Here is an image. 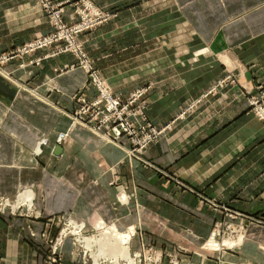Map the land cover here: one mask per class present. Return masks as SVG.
Returning <instances> with one entry per match:
<instances>
[{"label": "crops", "instance_id": "obj_1", "mask_svg": "<svg viewBox=\"0 0 264 264\" xmlns=\"http://www.w3.org/2000/svg\"><path fill=\"white\" fill-rule=\"evenodd\" d=\"M163 1L156 10L179 16L157 27L161 35L177 32L176 41L158 55L150 49L134 75L152 77L141 87H151L146 112L162 133L136 157L128 156L127 137L108 144L81 128L57 143L78 108L73 96H98L83 70L58 74L71 63L66 56L27 66L47 53L38 52L0 69V194L33 188L27 195L42 215L0 210V264H48L57 216L86 221L93 235L99 221L121 232L134 228L131 254L150 250L162 255L160 264H264V123L240 97V87L264 89V72L256 71L264 58V0ZM238 71L240 87L231 84L181 116ZM42 136L49 145L38 165L33 150ZM210 241L218 250H209ZM60 253V264H90L72 240Z\"/></svg>", "mask_w": 264, "mask_h": 264}, {"label": "rangeland", "instance_id": "obj_2", "mask_svg": "<svg viewBox=\"0 0 264 264\" xmlns=\"http://www.w3.org/2000/svg\"><path fill=\"white\" fill-rule=\"evenodd\" d=\"M151 1L154 0H0V69H3L7 64H11L16 58H27L38 52L47 53L44 56L32 58L27 66L39 67L45 59L50 60L64 55L71 63L65 61L63 67L56 68L59 75L70 71L83 70L87 74L88 85L90 84L97 90L94 77L98 76L106 82L115 95L121 97L123 100H128L134 93H130L129 96L127 94L138 86L141 87L143 84L151 85L150 80L152 77L134 76L135 70L141 66L140 58L143 57L150 61V49L156 55H158L157 52L163 53L162 49L167 47L165 45L167 44V40L172 39L174 42L177 38L176 35H178L177 32L173 31L167 35H161L162 29L157 26H163L167 21H170L168 19L170 15H174L177 19L179 13H165L162 9L156 10V8H159V4L163 5L164 1L158 0V3L155 5L149 4ZM153 8L155 9L153 10ZM168 35L170 37L166 38ZM185 47L188 46L186 45ZM148 63L146 62V64ZM238 68H241V66ZM256 69L260 73L264 72L263 57L256 61ZM238 72L239 76L235 73H229L212 90L203 94V96L188 106L181 116L186 117L196 112L204 103H208L213 99L211 96L218 95L219 92L224 91L231 84L240 87L241 83L238 81L241 78L240 74L244 71ZM153 79L156 80L157 77ZM158 79L161 78L159 77ZM143 89L147 91V94L144 96L145 99H143L147 103V109L150 105L147 95L151 87L143 86L137 90ZM242 90L240 87V97L246 99V104L249 106L248 111L255 115L251 101L254 97H258L261 92H264V89L257 88L254 92L250 93L246 90L242 92ZM76 95L85 96L83 93H80V95L75 94L74 96ZM146 109L147 119L154 126L149 119ZM78 110L79 105L74 113H77ZM73 114H68L70 117L68 130L59 133L57 136L56 140L59 145L64 144L69 138L70 132L78 128L77 126H73L74 121L71 119ZM89 131L95 134L93 129H89ZM62 133L66 134L67 139L59 142V136ZM95 135L102 136L105 141L106 137L103 134ZM47 141L49 143V140ZM132 149L127 150L128 156H131L130 152ZM43 154L44 152L41 155L34 153L38 165L41 164ZM29 191L34 193L33 188H22L13 196L14 198H8L0 194V202L4 199L9 201V207L6 210H10V216L15 218H42V215L35 208L34 198L30 200L33 202L30 208L23 203L25 199H28L27 194ZM67 217L57 216L55 217L56 221L52 218L54 224H59L60 231L50 241L51 248L47 254V263L49 262V258L59 257L60 264L62 261L61 249L67 240H72L73 245L82 253L83 261L85 263L89 261L90 264H93L94 260L91 253H85L86 248L84 243L82 240H78L77 236L70 234L64 239L63 244L59 243L58 245L57 239H59L61 230L71 228L72 231L71 225H69L71 227H67ZM49 224L52 223L48 220L46 228H48ZM98 234L100 235L96 237L93 236V232H89L85 233V237L93 236L96 237L94 240H97L100 237L103 238L108 235H103L101 231ZM31 237L34 238L35 234H31ZM56 245L59 254L54 255L52 252ZM121 245L114 244L111 247V251L114 253L116 248V251L118 250L123 254L120 249ZM215 247L218 248L217 246ZM122 264L127 263L123 262Z\"/></svg>", "mask_w": 264, "mask_h": 264}, {"label": "built area", "instance_id": "obj_3", "mask_svg": "<svg viewBox=\"0 0 264 264\" xmlns=\"http://www.w3.org/2000/svg\"><path fill=\"white\" fill-rule=\"evenodd\" d=\"M98 96L94 99H87L85 96H74L73 99L78 103L79 110L74 113L71 119L74 125H82L87 129H93L95 134H103L109 143L119 145L120 140L126 136L132 144L133 149L130 155L136 157L147 146L153 143L162 133L161 130L156 129L147 119L145 109L146 90H137L133 92L128 100H123L121 97L115 95L111 88L101 80L98 76L94 77ZM255 116L264 123V92H261L258 97H254L251 101ZM73 125V126H74ZM65 135V137H63ZM66 134L59 136V142L66 140ZM0 210L4 211L9 207L8 200L0 202ZM67 227H71V223L66 220ZM75 229L72 226V230ZM71 228L61 230L59 234L58 245L63 244L64 239L70 234L77 236L75 232H70ZM53 248V254L57 255L58 249ZM91 251H85L87 254ZM59 257L49 258L48 264H59ZM133 258L136 260L135 264H160L162 262V255L152 254L150 250L143 253H135ZM102 260V261H101ZM100 264H112L107 259H101ZM94 264V261H93ZM178 264V263H173Z\"/></svg>", "mask_w": 264, "mask_h": 264}, {"label": "bare ground", "instance_id": "obj_4", "mask_svg": "<svg viewBox=\"0 0 264 264\" xmlns=\"http://www.w3.org/2000/svg\"><path fill=\"white\" fill-rule=\"evenodd\" d=\"M77 124L74 125L76 127ZM78 128L89 130L86 127L82 125H78ZM65 137V135H63ZM99 139H101L103 142L109 143L106 139L104 141V138L102 136H98ZM47 137L42 136L38 143L36 144V148L34 149V153L36 155H41L44 152V149L48 147V141ZM47 142V143H46ZM32 198L28 197V199H25L23 203L30 208L33 205V202L30 201ZM34 200V199H33ZM68 221L71 223V226H73L75 229L72 230V232H75L77 234L78 240H82L84 243V246L86 248V251H91V256L94 260V264H100L101 259H107L112 264H122L123 262H126L127 264H135L136 260L133 258L131 254V247L130 243L133 239V237L136 234V231L134 228H130L127 232H121L116 228L115 226L107 225L103 221H99L95 226L94 230L96 233L93 236L98 237L97 235L100 231L101 233L108 234L104 236L103 238L100 237V239L94 240L96 237H85V233L88 232L87 230V224L86 221H79L73 217H67ZM102 235V236H103ZM211 241H215V239H212ZM211 241L209 243H211ZM114 244H122L120 246V249L122 250L123 254L120 253V251H115L113 253L112 246ZM126 246V251H125ZM216 247L214 244L211 245V248L209 250H215ZM217 250V249H216ZM103 251V252H102ZM118 256H120L118 258ZM102 257V258H101Z\"/></svg>", "mask_w": 264, "mask_h": 264}]
</instances>
